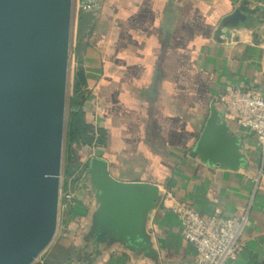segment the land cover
Wrapping results in <instances>:
<instances>
[{"label":"crops","instance_id":"obj_1","mask_svg":"<svg viewBox=\"0 0 264 264\" xmlns=\"http://www.w3.org/2000/svg\"><path fill=\"white\" fill-rule=\"evenodd\" d=\"M95 2V9L81 11L76 1L71 45L86 82L85 119L95 134L105 132V144L77 148V161L100 157L111 177L154 184L162 200L145 222L149 254L113 244L91 264H197L170 212L176 204L205 217L246 214L241 250L226 264H264V160L251 133L230 120L217 100L226 85L264 93V23L253 16L220 43L213 36L242 2L264 7V0ZM212 102L239 139L245 164L237 171L191 155ZM88 191L76 190L74 201L62 207L66 241L90 222L96 204ZM64 250L50 248L35 264H67Z\"/></svg>","mask_w":264,"mask_h":264},{"label":"water","instance_id":"obj_2","mask_svg":"<svg viewBox=\"0 0 264 264\" xmlns=\"http://www.w3.org/2000/svg\"><path fill=\"white\" fill-rule=\"evenodd\" d=\"M71 3L0 0V264H32L56 232ZM257 15L263 24L264 7L242 2L222 18L215 41ZM239 145L212 102L191 155L237 171L245 164ZM85 177L81 187L96 204L87 235L149 254L145 222L161 200L158 187L114 179L100 157L88 159Z\"/></svg>","mask_w":264,"mask_h":264},{"label":"built area","instance_id":"obj_3","mask_svg":"<svg viewBox=\"0 0 264 264\" xmlns=\"http://www.w3.org/2000/svg\"><path fill=\"white\" fill-rule=\"evenodd\" d=\"M96 7L95 0H85L79 6L81 11H91ZM217 100L237 126L251 133L264 160V93L226 85ZM163 196L165 200L172 199L168 193ZM65 198L67 201L71 199L69 195ZM169 209L180 223L181 236L194 248L197 264H226L237 258L246 214L205 217L185 204H176Z\"/></svg>","mask_w":264,"mask_h":264},{"label":"rangeland","instance_id":"obj_4","mask_svg":"<svg viewBox=\"0 0 264 264\" xmlns=\"http://www.w3.org/2000/svg\"><path fill=\"white\" fill-rule=\"evenodd\" d=\"M76 1L72 0L71 3V14H70V29H69V45H68V54H67V77H66V89H65V106H64V130H63V142H62V155H61V169L59 174V193H58V206H57V231L55 232L54 238L51 242V244L42 252L39 253L37 258L32 262V264H35L39 260H41L47 252L50 250V248H54L57 244L63 247L64 254L61 257V261L63 263L67 264H77L82 263L85 260H88L89 258H92L93 254L97 251L102 249L105 245H98L96 247H93V244L89 242L87 230L88 226L84 225V231L78 232V238H73V240L66 241L65 239H62L63 236V229L61 226V222L63 220V216L67 214L64 209L62 208L64 205H68L71 203V201H74L75 195L74 192L76 190L81 189V183L87 184L88 181H86L85 177V169L86 164L88 160L84 161L83 165H80L77 161V154L74 153V160L72 163H70L68 169L66 167V153L64 148V132H65V120L67 115V108L70 101V98L72 96V83H73V76L77 69H82V64L74 55L73 47L71 45V42L73 41L71 37H73V26H74V20L76 16ZM83 70V69H82ZM80 102H84V98L80 99ZM69 172V175H65V171ZM65 195L70 196V201H67L65 198ZM88 195L90 199H92V194L90 191H88ZM69 206V205H68ZM90 238V237H89ZM71 242H76V247H71ZM75 248V250L73 249Z\"/></svg>","mask_w":264,"mask_h":264},{"label":"trees","instance_id":"obj_5","mask_svg":"<svg viewBox=\"0 0 264 264\" xmlns=\"http://www.w3.org/2000/svg\"><path fill=\"white\" fill-rule=\"evenodd\" d=\"M86 82L82 69H77L73 76L72 83V96L70 98L67 115L65 120V132H64V148L66 153V167L68 169L70 163L74 160V153L77 154V148H92L98 145L105 144V132L101 129L96 130L94 133L93 127L85 119V112L83 110V102L80 99L85 96ZM228 117V116H227ZM229 118V117H228ZM232 120L231 118H229ZM65 171V175H69V172ZM54 248L63 249L60 245L54 246ZM75 250V248H73ZM100 251L97 250L92 258L85 260L88 264L99 256Z\"/></svg>","mask_w":264,"mask_h":264},{"label":"flooded vegetation","instance_id":"obj_6","mask_svg":"<svg viewBox=\"0 0 264 264\" xmlns=\"http://www.w3.org/2000/svg\"><path fill=\"white\" fill-rule=\"evenodd\" d=\"M88 239H89L88 241L91 242V243L93 244V247L98 246L97 244H95V243L93 242V238H91V237L89 238V237H88Z\"/></svg>","mask_w":264,"mask_h":264}]
</instances>
